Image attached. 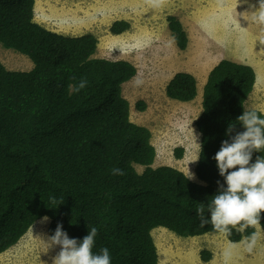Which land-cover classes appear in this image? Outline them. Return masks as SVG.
<instances>
[{
  "label": "trees",
  "instance_id": "16d2710c",
  "mask_svg": "<svg viewBox=\"0 0 264 264\" xmlns=\"http://www.w3.org/2000/svg\"><path fill=\"white\" fill-rule=\"evenodd\" d=\"M166 21L175 45L185 49L188 35L180 20L169 14ZM129 27L116 19L109 31L119 34ZM97 41L91 32L73 35L41 25L34 19V0H0V43L33 62L29 70L7 69L0 62V253L43 216L50 236L58 223L79 240L96 227L93 252L108 248L111 264H158L151 235L158 226L184 237L218 233L210 224L201 226L196 208L203 203L209 216L207 204L217 181H224L213 157L229 138V124L244 130L237 117L255 84L253 67L222 58L208 71L195 120L202 149L195 181L175 167L152 166L150 130L130 119L122 94L136 66L95 56ZM81 77L88 85L69 94V85ZM164 93L193 100L195 76L174 72ZM135 108L144 110L145 102L137 100ZM181 151L176 149L177 157ZM260 155L254 152L253 162ZM135 164L143 167L140 172ZM114 167L125 175H113ZM51 196L63 203L51 204ZM258 226L264 233V213ZM255 229L225 237L239 242ZM199 256L207 262L212 254L202 249Z\"/></svg>",
  "mask_w": 264,
  "mask_h": 264
},
{
  "label": "rangeland",
  "instance_id": "374dc122",
  "mask_svg": "<svg viewBox=\"0 0 264 264\" xmlns=\"http://www.w3.org/2000/svg\"><path fill=\"white\" fill-rule=\"evenodd\" d=\"M258 7L259 0H34V19L66 34L91 32L98 39L95 56L131 61L136 73L123 83L122 94L130 105V119L150 130L155 148L152 166L169 165L194 173L197 161L190 160L196 158L200 144L195 126L201 111L200 79L214 64L227 58L252 66L257 83L244 108L264 112V28L251 21ZM169 14L180 20L188 35L183 50L175 45L167 27ZM116 19L128 21L130 27L112 34L109 26ZM0 62L11 70L33 66L25 54L1 43ZM179 70L198 76V94L189 105L174 102L164 93L165 82ZM138 80L142 81L139 85ZM137 100L145 102L144 110L135 108ZM134 166L138 172L143 168ZM193 180L198 181L196 176ZM44 217L0 253V264H52L60 249L48 247L49 219L44 221ZM255 231L260 238L250 252L222 233L184 237L158 226L151 235L158 264H264V233L258 225ZM202 249L212 254L207 262L200 259Z\"/></svg>",
  "mask_w": 264,
  "mask_h": 264
},
{
  "label": "clouds",
  "instance_id": "9594fccd",
  "mask_svg": "<svg viewBox=\"0 0 264 264\" xmlns=\"http://www.w3.org/2000/svg\"><path fill=\"white\" fill-rule=\"evenodd\" d=\"M251 21L264 28V0H259V7L253 11ZM140 83L142 81L138 80L137 85ZM87 85V78L81 77L78 83L69 85V94L79 92ZM237 120L244 130L235 131L236 126L229 124L225 133L229 138L221 142L213 157L224 181H217L218 190L207 204L210 215L205 216L203 203L196 208L202 227L210 224L214 231L226 236H230L233 230L243 234L248 228H256L264 213V155L257 156L253 162L254 152L264 153V112L244 110ZM201 150L200 146L196 158L190 161H197ZM111 172L113 175H125L124 170L118 167ZM183 175L186 179L195 178L189 169ZM50 202L58 205L63 203V199L51 196ZM43 220L47 221L48 217ZM97 233V228L92 227L82 240L70 238L62 224L58 223L54 234L48 237V247L59 246L60 249L52 264H111L108 248H102L99 253L93 252ZM259 238L260 233L254 231L247 237L242 235L240 243L250 252Z\"/></svg>",
  "mask_w": 264,
  "mask_h": 264
},
{
  "label": "crops",
  "instance_id": "0c3cea01",
  "mask_svg": "<svg viewBox=\"0 0 264 264\" xmlns=\"http://www.w3.org/2000/svg\"><path fill=\"white\" fill-rule=\"evenodd\" d=\"M210 70V69H209ZM179 71H184V70H179ZM187 71V70H186ZM207 73H208V71H206L205 73H204V76H203V79L201 78L200 80H203L202 82H201V85L204 83V81L206 80V75H207ZM173 75V74H172ZM171 75V76H172ZM170 76V77H171ZM195 76V78H196V84H197V80H198V76L197 75H194ZM170 77L167 79V81L170 79ZM167 81L165 82V84L167 83ZM256 83H257V77L255 78V85H256ZM165 84H164V87H165ZM197 94H198V91H197ZM196 94V95H197ZM195 99V98H194ZM194 99L193 100H191V101H186V102H182V101H177V100H172V101H174V102H177V103H180L181 105H186V104H188L189 105V103H191V102H193L194 101ZM241 242V241H240Z\"/></svg>",
  "mask_w": 264,
  "mask_h": 264
},
{
  "label": "bare ground",
  "instance_id": "6f19581e",
  "mask_svg": "<svg viewBox=\"0 0 264 264\" xmlns=\"http://www.w3.org/2000/svg\"><path fill=\"white\" fill-rule=\"evenodd\" d=\"M119 2H120V1H119ZM115 3H116V2H115ZM117 3H118V2H117ZM117 3H116V4H117ZM120 3H121V2H120ZM118 4H119V3H118ZM160 60H161V59H160ZM208 71H209V70H208ZM204 82H205V81H204ZM203 84H204V83H203ZM5 251H6V250H5ZM51 253H52V252H51Z\"/></svg>",
  "mask_w": 264,
  "mask_h": 264
}]
</instances>
